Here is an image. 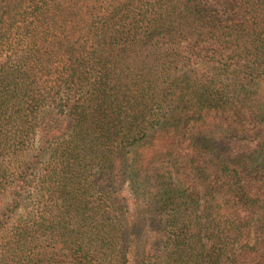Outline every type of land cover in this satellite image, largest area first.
<instances>
[{
	"label": "trees",
	"instance_id": "1",
	"mask_svg": "<svg viewBox=\"0 0 264 264\" xmlns=\"http://www.w3.org/2000/svg\"><path fill=\"white\" fill-rule=\"evenodd\" d=\"M0 264H264V0H0Z\"/></svg>",
	"mask_w": 264,
	"mask_h": 264
}]
</instances>
